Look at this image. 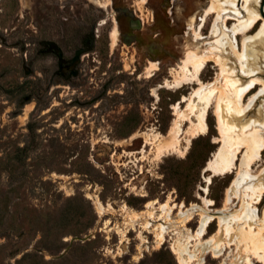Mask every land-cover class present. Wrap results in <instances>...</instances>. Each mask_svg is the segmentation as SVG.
<instances>
[{
    "label": "rangeland",
    "instance_id": "obj_1",
    "mask_svg": "<svg viewBox=\"0 0 264 264\" xmlns=\"http://www.w3.org/2000/svg\"><path fill=\"white\" fill-rule=\"evenodd\" d=\"M138 1L0 0V264H180L173 244L198 228L202 196L214 201L211 212L240 207L238 198L226 204L236 171L205 170L222 144L215 102L207 132L188 142L187 103L173 104L197 84L165 86L187 51L201 53L218 36L215 14L195 35L210 0ZM254 1L262 18L253 34L264 21V0ZM262 51L247 45L246 56L258 52L264 63ZM220 71L209 61L200 77L218 89ZM167 200V210L176 203L170 215L159 208ZM258 206L262 217L264 197ZM218 229L215 218L203 241L231 239L220 257L205 242L191 248L204 264H246L238 231Z\"/></svg>",
    "mask_w": 264,
    "mask_h": 264
},
{
    "label": "bare ground",
    "instance_id": "obj_2",
    "mask_svg": "<svg viewBox=\"0 0 264 264\" xmlns=\"http://www.w3.org/2000/svg\"><path fill=\"white\" fill-rule=\"evenodd\" d=\"M146 1L139 0L138 4L142 6ZM242 1V5L238 6V0H210L200 16L195 35L197 38L202 37L200 29L205 25L207 17L215 14L213 27L218 28V36L212 41H207L208 46L201 53L187 51L178 65V68L181 69L180 72L171 82L165 83L168 88L182 87L192 82L197 84L189 95H182L180 100L173 104V107L177 109L181 102H186L190 116H195L197 119L194 122L188 116L192 123L189 128L188 142L191 138H197L207 132V114L212 102H215L214 113L220 133L217 140L222 144L207 161L205 170L212 172L213 176L220 174L227 176L228 173L236 171L231 185L226 190V204L233 203L234 198L241 201L240 207L234 213L228 214L225 206L221 210L211 212L214 201L207 195L202 196L204 210L200 213L201 221L198 228L195 231L189 229L185 235L175 239L173 244V250L177 253L180 264H190V261H197L195 264H204L205 258L198 256L195 249L191 248L193 239L197 240V244L208 243L211 247L209 250L213 251L214 257H220L226 247L234 244L231 239L219 241L215 235L203 241L207 227L215 218H218L219 222L217 233L224 230L226 235H232L238 231L239 236L235 235L239 237L238 242L245 252L246 264H257L256 262L264 264V212L261 217L258 206L264 197V167L257 174L252 170L253 165L260 160L262 151H264V99L257 111L255 110L257 103L264 98V76L262 75L264 66L260 65L261 60L258 52L246 56L247 45L256 51L263 50L264 54V21L259 30L253 34L251 31L256 28L262 17L251 8L254 0ZM244 11L248 16H245ZM229 19H233L231 24H228ZM219 22L223 24L224 28L219 29ZM238 34L242 36V47H240L237 38ZM117 35L118 29L117 26H114L111 37L116 39ZM226 45L229 46L230 53L224 56L222 51L226 49ZM229 57L233 58V66L231 63L229 65ZM209 61H214L216 65L220 66L223 82L218 89L214 87L215 82H205L200 77ZM149 69L153 71L157 67L151 63ZM258 87L259 89L256 91ZM194 97H198L202 103L197 109L193 105ZM179 116L185 117L183 114H179ZM177 129L175 130L179 132L180 128ZM238 160H240L239 164ZM204 178L206 182L211 181L210 174L205 175ZM204 190L208 192V187H204ZM99 203L103 206L102 202L99 201ZM174 207H176V203L170 205L167 210L168 200L159 205L161 210L167 211V215H170V211ZM184 207V203L181 202L179 204L181 213L184 212ZM133 216L137 217L138 213H134ZM191 216L185 221H189ZM231 221L237 222V225H233ZM150 224L147 221V225ZM158 229V244H162L165 240L167 226L160 223Z\"/></svg>",
    "mask_w": 264,
    "mask_h": 264
}]
</instances>
